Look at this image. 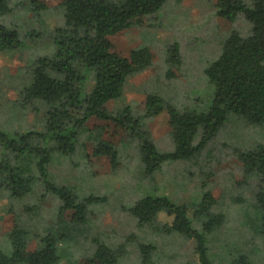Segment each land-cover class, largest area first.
Instances as JSON below:
<instances>
[{"label":"rangeland","instance_id":"rangeland-1","mask_svg":"<svg viewBox=\"0 0 264 264\" xmlns=\"http://www.w3.org/2000/svg\"><path fill=\"white\" fill-rule=\"evenodd\" d=\"M46 1L57 7L58 0ZM22 10L0 17V23L8 27L24 24L29 31L45 34L27 39L24 30L23 47L0 53V133L9 137L41 133L44 128L42 112L39 115L33 108H24L27 71L34 60L54 52L53 41L46 33L63 23L62 14L52 8L38 19L28 17V12ZM148 21L143 27H133L113 38L116 50L127 54L149 47L155 60L146 71L131 77L123 96L108 107L113 113L131 109L136 116L143 117L150 140L159 152L166 154L174 151L167 116L145 115L148 96L157 95L179 109L190 107L208 112L214 89L205 70L220 57L233 33L249 36L251 24L242 14L233 20L219 16L216 0H168ZM173 46L179 51L177 65L170 62ZM170 70L173 77H169ZM77 134L73 153L53 151L45 177H39L37 169L33 170L34 180L28 194L17 196L0 185L2 253L7 256L14 253L11 233L19 227L27 233L24 236L27 247L33 249L40 247L41 239L48 234L62 236L59 254L63 264H76L92 255L98 243L113 248L124 245L123 261L142 264L144 257L136 246L142 242L157 248L152 264H186L195 258V238L162 232L161 224L172 218L166 214H161L158 224L140 225L129 211L145 197L167 196L189 207L192 227L205 234L214 264H225V257L232 258L238 253L247 254L253 264H264L262 211L255 200L257 178L244 172L239 159L241 152L264 147V126L229 115L218 133L195 154L166 160L153 173H147L142 163L139 140L115 129L111 123L91 119ZM199 141L197 137L195 144ZM41 143L53 148L55 140L48 137ZM100 144L115 148L116 164L105 155L95 154ZM6 154L0 143V162ZM49 185L70 190L79 201L90 199L82 222L73 221L72 214L63 210V200ZM208 198L209 211H202L201 206ZM218 215L224 218L222 226L214 233L203 232L204 225L206 228L213 220L211 217Z\"/></svg>","mask_w":264,"mask_h":264},{"label":"trees","instance_id":"trees-1","mask_svg":"<svg viewBox=\"0 0 264 264\" xmlns=\"http://www.w3.org/2000/svg\"><path fill=\"white\" fill-rule=\"evenodd\" d=\"M166 1L58 0L57 7H52L46 0H0V17L25 9L28 17L38 19L51 8L63 17L61 25L46 33L53 41L54 52L34 60L27 71L29 82L24 91V108H33L39 115L42 112L44 128L41 133H20L14 137L0 133V143L7 153L0 162L1 186L17 196L28 194L34 180L33 170L37 169L39 177H45L54 150L73 153L77 133L91 119L109 122L115 129L136 137L147 173L160 169L166 160L184 159L195 154L218 133L229 115H238L250 124L264 126V0H251L250 3L216 0L219 16L233 20L242 14L251 24V34L243 37L233 33L220 57L206 68L205 76L214 89L208 112L190 107L179 109L157 95L148 96L145 115L167 116V127L174 141L173 152H159L144 130V118L136 116L131 109L117 113L109 110V104L123 96L129 79L146 71L155 60L149 47L133 49L127 54L116 50L113 38L133 27L147 25L148 17L157 13ZM25 26L8 27L0 23V53L23 47L24 30L27 39H37L45 34L29 31ZM172 52L171 65H177L178 48L173 46ZM170 75L174 76L172 70ZM48 137L55 140L53 148L43 147L45 144L41 143ZM197 137L200 141L195 144ZM95 154L105 155L116 164L117 151L110 145H98ZM239 159L244 172L257 178L255 200L262 211L260 233L264 240V147L241 152ZM49 187L63 200V210L72 214L73 221L82 222L90 199L79 201L66 188ZM211 200L214 202V198ZM209 202L210 198L201 206L202 211H209ZM129 211L140 225L160 223L161 214L172 217L161 224L162 232L197 240L195 258L186 264H214L205 234L192 227L188 206L167 196H148L137 201ZM211 218L213 220L206 228L204 225L203 232L214 233L222 226V215ZM18 228L11 233L14 253L7 256L0 251V264H63L59 254L62 236L48 234L41 239L40 247L33 249L27 247L24 238L27 233ZM136 246L144 257L142 264H152L156 246L143 242ZM124 253V245L113 248L98 243L92 255L76 264H126ZM234 256L225 257V264H253L245 253Z\"/></svg>","mask_w":264,"mask_h":264}]
</instances>
